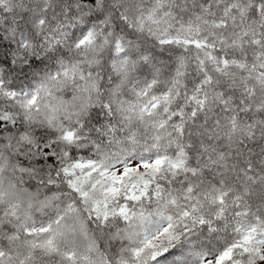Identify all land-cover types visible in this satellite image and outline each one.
<instances>
[{"label": "snow or ice", "instance_id": "obj_1", "mask_svg": "<svg viewBox=\"0 0 264 264\" xmlns=\"http://www.w3.org/2000/svg\"><path fill=\"white\" fill-rule=\"evenodd\" d=\"M0 264H264V0H0Z\"/></svg>", "mask_w": 264, "mask_h": 264}]
</instances>
